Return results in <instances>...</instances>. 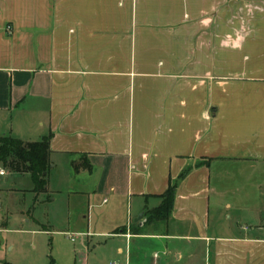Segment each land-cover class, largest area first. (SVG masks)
Here are the masks:
<instances>
[{"label": "crops", "instance_id": "obj_1", "mask_svg": "<svg viewBox=\"0 0 264 264\" xmlns=\"http://www.w3.org/2000/svg\"><path fill=\"white\" fill-rule=\"evenodd\" d=\"M1 136L51 138L86 250L264 264V0H0Z\"/></svg>", "mask_w": 264, "mask_h": 264}, {"label": "rangeland", "instance_id": "obj_2", "mask_svg": "<svg viewBox=\"0 0 264 264\" xmlns=\"http://www.w3.org/2000/svg\"><path fill=\"white\" fill-rule=\"evenodd\" d=\"M60 170L59 164L55 171L48 172L49 193L36 194L29 175L7 173L0 166V172H4L0 176V264H121L114 247L109 251L93 249L96 242L109 239L89 238L88 250L83 246L86 238L79 235L85 233L84 223L76 216L68 218L62 198L52 192ZM53 198L55 202H51ZM78 207L81 210L77 215L83 210ZM202 257L203 251L199 250L189 261L179 264H203Z\"/></svg>", "mask_w": 264, "mask_h": 264}, {"label": "trees", "instance_id": "obj_3", "mask_svg": "<svg viewBox=\"0 0 264 264\" xmlns=\"http://www.w3.org/2000/svg\"><path fill=\"white\" fill-rule=\"evenodd\" d=\"M50 137L47 136L39 142H22L11 137H0V166L7 173L29 175L36 194H44L47 189V175L50 163ZM76 172L90 171L88 161H81L79 165L73 164ZM189 170L183 171L175 180H170L168 188L160 196V205L145 214L147 222L167 221L172 212L176 189L185 179ZM50 264H55L51 261Z\"/></svg>", "mask_w": 264, "mask_h": 264}, {"label": "water", "instance_id": "obj_4", "mask_svg": "<svg viewBox=\"0 0 264 264\" xmlns=\"http://www.w3.org/2000/svg\"><path fill=\"white\" fill-rule=\"evenodd\" d=\"M142 215H139L138 218H136V220L134 221V223H139V221L141 220Z\"/></svg>", "mask_w": 264, "mask_h": 264}, {"label": "built area", "instance_id": "obj_5", "mask_svg": "<svg viewBox=\"0 0 264 264\" xmlns=\"http://www.w3.org/2000/svg\"><path fill=\"white\" fill-rule=\"evenodd\" d=\"M0 176H4V172H3V171L0 172ZM70 241H71V242H74V237L71 238Z\"/></svg>", "mask_w": 264, "mask_h": 264}]
</instances>
